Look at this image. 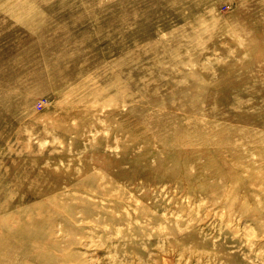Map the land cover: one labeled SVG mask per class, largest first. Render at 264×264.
Instances as JSON below:
<instances>
[{
	"label": "rangeland",
	"instance_id": "374dc122",
	"mask_svg": "<svg viewBox=\"0 0 264 264\" xmlns=\"http://www.w3.org/2000/svg\"><path fill=\"white\" fill-rule=\"evenodd\" d=\"M0 264H264V0H0Z\"/></svg>",
	"mask_w": 264,
	"mask_h": 264
}]
</instances>
